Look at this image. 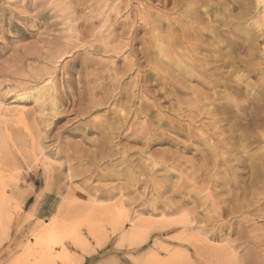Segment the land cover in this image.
Segmentation results:
<instances>
[{
  "label": "rangeland",
  "instance_id": "374dc122",
  "mask_svg": "<svg viewBox=\"0 0 264 264\" xmlns=\"http://www.w3.org/2000/svg\"><path fill=\"white\" fill-rule=\"evenodd\" d=\"M188 1L0 0V264H264V0ZM164 39L193 66L186 95L161 79ZM205 91L240 107L216 113L236 180L208 182L227 201L207 241Z\"/></svg>",
  "mask_w": 264,
  "mask_h": 264
},
{
  "label": "bare ground",
  "instance_id": "6f19581e",
  "mask_svg": "<svg viewBox=\"0 0 264 264\" xmlns=\"http://www.w3.org/2000/svg\"><path fill=\"white\" fill-rule=\"evenodd\" d=\"M179 1V0H178ZM244 1V0H243ZM189 1L188 0H182V4L183 5H186L187 3H188ZM241 3H243V2H241ZM256 3V2H255ZM243 4H245V2L243 3ZM188 16H190V17H194V18H196V17H198V10H197V8H191V10H190V12L188 13ZM196 21H199V18H196ZM193 25V24H192ZM232 25V24H231ZM202 26H200V28H201ZM204 27V26H203ZM203 27L201 28V29H203ZM71 28V27H70ZM186 30H188L187 28H185ZM191 29V28H190ZM193 29V28H192ZM195 29V28H194ZM208 29V28H207ZM182 30V29H181ZM180 30V31H181ZM196 30V29H195ZM212 30V29H211ZM240 30V29H239ZM209 31V30H208ZM241 31H242V29H241ZM179 32V31H178ZM236 32H238V31H236ZM183 33V32H182ZM187 33V32H186ZM189 33V32H188ZM187 33V35H189L190 36V34H188ZM215 33V32H214ZM241 33V32H240ZM203 34V33H202ZM202 34H200V35H202ZM217 35V34H216ZM189 36L187 37V39H189ZM199 36V35H198ZM214 36V35H213ZM156 37V36H155ZM191 37V36H190ZM203 37V36H202ZM195 38V37H194ZM193 38V39H194ZM201 38V37H200ZM203 39V38H202ZM201 39V40H202ZM219 39H222V41H224V42H226V40H224L223 38H219ZM159 40V39H158ZM165 40V39H164ZM167 40H169V41H166L165 40V46H164V48L162 47V49L163 50H161L162 52H161V55H162V57L163 58H170V59H172V60H174L175 61V63H174V66H172V68H174L175 69V72L177 73V75L176 74H174L173 72L171 73V72H168V76H166V77H163V78H161L162 79V81H163V84H164V86H166L167 88H173V90H172V93L173 94H185V93H187V92H184V89H182V88H184L185 86H184V83H182L181 82V79H180V77H179V75H182V76H186V77H188L189 76V74L190 75H192V68H193V66H192V68H190V67H188L190 64V62L188 63V61H186L183 57H180L179 56V53L177 52H175L174 50V47H173V42L172 41H170V39H167ZM172 40V39H171ZM214 40H215V37H214V39H213V42H214ZM249 40V39H248ZM163 41V40H162ZM161 40L160 41H158V43H161L162 42ZM221 41V42H222ZM223 42V43H224ZM227 42H229L228 44H230L231 42L230 41H227ZM201 43V42H200ZM216 43V42H215ZM215 43H214V46H215ZM222 43V44H223ZM221 44V43H220ZM227 44V43H226ZM188 45V44H187ZM193 45H194V43H193ZM204 45V44H203ZM218 46V45H217ZM161 47V46H160ZM201 47V46H200ZM230 47V46H229ZM192 48V47H191ZM207 48V47H206ZM209 48V47H208ZM215 48V47H214ZM178 49H180L179 47H178ZM195 49H197V47L195 48ZM200 49V48H199ZM202 49V48H201ZM194 50V49H193ZM217 50V49H216ZM215 50V51H216ZM181 51V50H180ZM184 51V50H183ZM158 52V51H157ZM198 52V51H197ZM194 54V53H193ZM155 55V54H154ZM160 54L158 55L157 54V57L158 56H161ZM195 55V54H194ZM207 56V55H206ZM163 58H161V57H158L157 59H155L156 61H157V64H158V66L160 67V69H166V67H168V66H166L167 64H166V62H164V60H163ZM206 58V57H205ZM208 59V58H207ZM201 61V60H200ZM210 64V63H209ZM204 65V64H203ZM199 66H200V64H199ZM206 66V65H205ZM204 68V67H203ZM97 69V68H96ZM168 69V68H167ZM196 69H198V68H196ZM201 69V68H200ZM200 69H199V71H200ZM188 70V72L186 73L185 71H187ZM202 71V70H201ZM200 71V72H201ZM189 73V74H188ZM157 75V74H156ZM160 76V75H159ZM178 76V77H177ZM221 76V75H220ZM162 77V76H161ZM190 77V76H189ZM188 79V78H187ZM220 79V78H219ZM158 80V79H157ZM218 80V79H217ZM224 80V79H223ZM222 80V81H223ZM202 81V85H203V87L205 88V89H207V90H211V88H215V87H217V86H219L221 83H220V81L218 82V81H215V80H209L208 79V81H204V80H201ZM235 85H236V82H235ZM238 86H239V84H238ZM220 88V87H219ZM104 89V88H103ZM89 91V90H88ZM216 92V91H215ZM213 93V92H212ZM128 94V93H127ZM186 95V94H185ZM197 95H199L198 97H195L196 99L194 100L196 103H199V105H198V107H199V116H200V125H199V128H200V139H199V143H200V146H201V149L198 151V156H199V158H200V160H201V172H202V177H203V181H204V187L202 188V193H201V195H202V198H200L201 200L199 201V203H200V206L202 207V209H203V211H204V214H203V216H204V218L202 219V221L204 222V227H202V229H201V231H202V233L204 234V237H205V241H207L208 239L210 240L211 238H213V239H216V238H218V235L216 234V233H214L213 232V234H211V233H209V231H208V223H209V221L211 220V221H220V219L223 217V210H222V208H220V206L219 205H221V204H224V203H226V199L227 198H225L224 199V196H223V198H220L221 196H219V194L218 193H216V192H214V193H216L215 195L214 194H212L211 193V191H210V188H209V184L210 183H208V182H212V180H214L215 181V183H214V186H220V184H223V185H228V186H233V179H234V181L236 180L235 178H233V176H235L233 173L235 172H233L232 174L233 175H230V171L233 169V166H231V164H230V161H231V158H230V156H227V154L228 153H230V151L232 150V148L230 147H228L229 145H228V143L229 142H231L232 141V139H233V137H232V135H226L225 134V130L222 128V122L223 121H225L224 120V118H219V117H217L218 115H216V113H218L220 110H222V109H226V110H228V108H234L236 111L237 110H239L240 109V107L238 106V105H236V102H234V101H231V100H226L225 102H220L221 100H220V98H218V97H215V95L213 94V95H211L210 93H208V92H203V93H200V94H197ZM217 95H219V94H217ZM107 96V95H106ZM125 96H127V95H125ZM49 97V96H48ZM66 97V96H65ZM212 97H214L213 99H212ZM56 98V97H55ZM54 98V99H55ZM109 98H111V97H109ZM128 98H130V97H128ZM53 99V100H54ZM67 99V98H66ZM57 101V100H56ZM236 101V100H235ZM134 103V102H133ZM93 104V103H92ZM97 104V103H96ZM96 107V106H95ZM157 108V107H156ZM120 110V109H119ZM231 110V109H230ZM229 110V111H230ZM134 111V110H133ZM224 111V110H223ZM123 112V111H122ZM121 112V113H122ZM225 112H227V111H225ZM224 113V112H223ZM123 114V113H122ZM122 114H121V116H116L114 119L115 120H117V121H124L125 119H126V115H124L123 114V116H122ZM117 115V114H116ZM57 116H59V115H57ZM56 118V117H55ZM54 118V119H55ZM59 118V117H58ZM62 118V117H61ZM165 119V118H164ZM114 120V121H115ZM136 120V119H135ZM229 120V119H228ZM163 121V120H162ZM210 121V122H209ZM227 121V120H226ZM107 122V121H106ZM102 123V122H101ZM153 123V122H152ZM233 123V122H232ZM108 124V123H107ZM161 124H163V123H161ZM95 125V124H94ZM232 125V124H231ZM104 126V125H103ZM119 126H121V125H119ZM161 126V125H160ZM100 127V126H99ZM110 127V126H109ZM189 128V127H188ZM93 129H96V127L95 128H93ZM104 129H106V128H104ZM146 129V128H145ZM197 129V128H196ZM189 130V129H188ZM98 131H99V128H98ZM119 131V130H118ZM96 132V131H95ZM101 132H103V131H101ZM106 132V131H105ZM108 132V131H107ZM102 134V133H101ZM103 134H105V133H103ZM106 135V134H105ZM104 135V136H105ZM188 138L190 139V140H192V141H194V134H193V132L190 130V132H188ZM234 135V134H233ZM110 136V135H109ZM108 136V137H109ZM122 136V135H121ZM123 137V136H122ZM235 137H236V135H235ZM112 139V138H111ZM108 141V140H107ZM197 142V141H196ZM228 142V143H227ZM111 145V144H110ZM108 147V146H107ZM111 147V146H110ZM224 149H226L225 151H224ZM233 149H235V148H233ZM109 150H110V148H109ZM95 153H96V151H95ZM68 154V153H67ZM82 155V154H81ZM90 155H93L92 153H90ZM230 155H231V153H230ZM68 157V156H67ZM234 157V156H233ZM71 158V157H70ZM69 158V159H70ZM94 159V158H93ZM232 159H234V158H232ZM76 160L78 161V159L76 158ZM239 160H241V159H239ZM237 161V160H236ZM242 162V161H241ZM246 162V161H245ZM237 164V163H236ZM238 165V164H237ZM257 165V164H256ZM234 166H236V165H234ZM221 167H226L227 168V170H225V169H220ZM114 168V167H113ZM243 168H245V167H243ZM246 169V168H245ZM70 170V169H69ZM130 171V170H129ZM196 171V170H195ZM223 172V175H221L222 176V182H219L218 181V178L219 177H221V176H219V177H217L220 173H222ZM230 172V173H229ZM131 173V172H130ZM180 173V172H179ZM239 173V172H238ZM194 174H196V173H194ZM107 175H109V174H107ZM104 176H106V175H104ZM110 176V175H109ZM112 176V175H111ZM70 177H71V175H70ZM72 178V177H71ZM106 178H107V176H106ZM109 178V177H108ZM200 181H202V180H200ZM137 182V181H136ZM235 184V183H234ZM3 185V184H2ZM212 185H213V183H212ZM227 186V187H228ZM227 187H224V188H227ZM218 188V187H217ZM220 188V187H219ZM222 188V187H221ZM233 189V188H232ZM212 190H214V189H212ZM222 190V189H221ZM220 190V191H221ZM223 191H225V190H223ZM226 192V191H225ZM182 194V193H181ZM221 194V193H220ZM192 195V194H191ZM109 196V195H108ZM227 196V195H226ZM225 196V197H226ZM229 196H231V195H229ZM198 197V196H197ZM187 198V197H186ZM183 199H185V198H183ZM194 199H195V197H194ZM193 199V200H194ZM186 201H189V200H186ZM246 202V201H245ZM185 203H187V202H185ZM199 203H196V204H199ZM246 204H247V202H246ZM241 205H243L242 203H241ZM199 206V205H198ZM197 206V207H198ZM245 206V205H244ZM101 207V206H100ZM227 207V206H226ZM238 207V206H237ZM240 207V206H239ZM238 207V208H239ZM199 208V207H198ZM253 208V207H252ZM256 208V207H255ZM169 210V209H168ZM225 210V209H224ZM240 210H241V208H240ZM197 211V210H196ZM231 211V210H230ZM260 211V210H259ZM232 212V211H231ZM176 213H178V212H176ZM198 213V212H197ZM258 214V213H257ZM254 215V214H253ZM200 216V215H199ZM249 216V215H248ZM255 216V215H254ZM202 218V217H201ZM243 218V217H242ZM249 219H251V217L249 218ZM248 219V220H249ZM253 219V218H252ZM188 223H190V222H188ZM215 224V223H214ZM218 224V223H217ZM220 224V223H219ZM225 224H227V223H225ZM191 225H192V223H191ZM202 225V224H201ZM211 225V224H210ZM233 225V224H232ZM244 225H245V223H244ZM246 225H247V223H246ZM48 226V225H47ZM220 226V225H219ZM233 227V226H232ZM248 227V226H247ZM244 228V227H243ZM233 229H234V227H233ZM248 229V228H247ZM246 229V230H247ZM254 229V228H253ZM184 230V229H183ZM242 230V229H241ZM256 230V229H255ZM186 231V230H185ZM235 231V230H234ZM257 231V230H256ZM43 232L46 234V236L48 237V239H49V242H48V244H46V247H45V255H46V259L48 260V259H53V247H52V245H54L55 246V244L56 243H59L60 241H59V239L57 240V237H58V235H57V229H55V228H52L51 230L50 229H48V228H44L43 229ZM248 232V231H247ZM232 233H234V232H232ZM197 234V233H196ZM230 235V234H229ZM252 235H253V233H252ZM258 237V236H257ZM76 240V239H75ZM218 240V239H217ZM256 242V241H255ZM262 242H264V241H262ZM61 243V242H60ZM260 243V242H259ZM61 246H65L63 243H61L60 244ZM259 246V245H258ZM236 247V246H235ZM260 248V247H259ZM63 250L61 251L62 252V255L65 257V256H67V252H66V250H65V248H62ZM207 251L208 252H216V251H218V249H211L209 246H208V248H207ZM223 251V250H222ZM259 251V250H258ZM260 251H262L263 252V250H261L260 249ZM254 252V251H253ZM262 252L260 253V254H262ZM197 253V252H196ZM201 253V252H200ZM264 253V252H263ZM70 254V253H69ZM199 254V253H198ZM42 256V255H41ZM72 256V255H71ZM201 256V255H200ZM244 256H245V254H244ZM248 256V255H247ZM44 257V256H43ZM63 257V258H64ZM68 257V256H67ZM243 257V256H242ZM262 256H260V258H261ZM68 258H70V256L68 257ZM68 258H66L65 260H66V262H67V260H68ZM201 258V257H200ZM212 258V257H211ZM245 258V257H244ZM249 258V257H248ZM260 258H258V259H260ZM71 259V258H70ZM70 259H69V261H70ZM213 259V258H212ZM228 259H230V258H228ZM237 259V258H236ZM235 260V259H234ZM238 260V259H237ZM261 260V259H260ZM260 260H258V261H260ZM242 261V260H241ZM249 261V260H248ZM263 262V260L261 261V263ZM228 263V262H227ZM258 263V262H257ZM239 264V263H238Z\"/></svg>",
  "mask_w": 264,
  "mask_h": 264
}]
</instances>
